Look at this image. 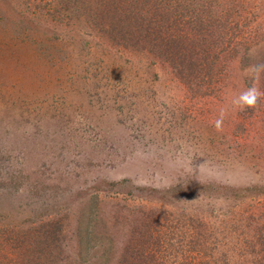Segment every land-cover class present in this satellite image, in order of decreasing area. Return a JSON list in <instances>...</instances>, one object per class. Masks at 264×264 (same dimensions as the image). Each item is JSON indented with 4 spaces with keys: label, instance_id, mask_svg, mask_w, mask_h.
Segmentation results:
<instances>
[{
    "label": "rangeland",
    "instance_id": "1",
    "mask_svg": "<svg viewBox=\"0 0 264 264\" xmlns=\"http://www.w3.org/2000/svg\"><path fill=\"white\" fill-rule=\"evenodd\" d=\"M260 62L264 0H0V264H264Z\"/></svg>",
    "mask_w": 264,
    "mask_h": 264
},
{
    "label": "clouds",
    "instance_id": "2",
    "mask_svg": "<svg viewBox=\"0 0 264 264\" xmlns=\"http://www.w3.org/2000/svg\"><path fill=\"white\" fill-rule=\"evenodd\" d=\"M245 71L251 73L252 84L231 101L232 106L239 112H245L246 109H255L258 106L259 100L264 97V91L259 87V80L261 75L264 74V62L252 64ZM224 118L225 110L221 109L219 117L214 121V126L218 131L222 130ZM203 167L202 163L194 165L193 160L188 162V171L193 174L199 172Z\"/></svg>",
    "mask_w": 264,
    "mask_h": 264
}]
</instances>
